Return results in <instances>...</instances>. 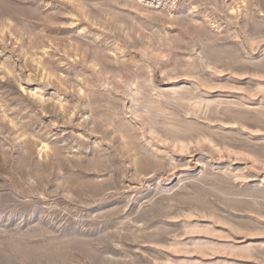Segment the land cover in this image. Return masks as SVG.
I'll list each match as a JSON object with an SVG mask.
<instances>
[{"label": "rangeland", "instance_id": "rangeland-1", "mask_svg": "<svg viewBox=\"0 0 264 264\" xmlns=\"http://www.w3.org/2000/svg\"><path fill=\"white\" fill-rule=\"evenodd\" d=\"M0 264H264V0H0Z\"/></svg>", "mask_w": 264, "mask_h": 264}]
</instances>
